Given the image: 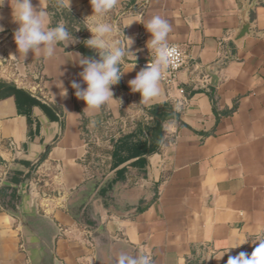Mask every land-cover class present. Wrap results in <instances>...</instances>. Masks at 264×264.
I'll list each match as a JSON object with an SVG mask.
<instances>
[{"label":"crops","instance_id":"0c3cea01","mask_svg":"<svg viewBox=\"0 0 264 264\" xmlns=\"http://www.w3.org/2000/svg\"><path fill=\"white\" fill-rule=\"evenodd\" d=\"M253 1L119 0L110 17L160 14L186 54L178 82H161L143 111L129 81L145 65L113 86L117 100L85 111L71 54L98 59L95 50L74 36L58 58L20 57L10 3L0 8V264H32L26 226L43 241L58 234L62 264H112L122 251L151 264H227L254 251L264 239V0L249 13L252 33L234 41ZM70 10L93 15L90 0ZM124 32L137 57H151L143 24ZM236 237L248 242L231 249Z\"/></svg>","mask_w":264,"mask_h":264},{"label":"clouds","instance_id":"9594fccd","mask_svg":"<svg viewBox=\"0 0 264 264\" xmlns=\"http://www.w3.org/2000/svg\"><path fill=\"white\" fill-rule=\"evenodd\" d=\"M10 3L13 23L19 25L14 31V41L18 52L25 58L29 52L45 59L57 57V50L62 47L64 52L70 44L78 43L69 25L64 20L53 23V16L57 11H69L71 0H38L34 6L32 0H0V8L5 3ZM93 15L85 21L92 20L90 27L91 38L86 40L85 46L95 50L98 59L91 56H83L80 53L71 54L72 62L78 63L82 68L79 73L83 85L76 80L71 81V88L75 91L77 99L87 105L85 111L98 110L109 105L114 99L113 86L118 85L125 73L136 68L135 63L139 50H134L135 39L125 35L124 30L134 22L143 24L151 38L147 41L152 61L142 67L135 78L129 81V87L133 93L141 96L140 110L158 99L161 95V81L165 71L175 67L180 58V50L170 43L174 25L169 19L160 14H154L145 19L141 14L123 12L119 16L110 17L118 5L119 0H90ZM52 9V11L49 10ZM3 17L0 16V20ZM4 27L0 24V32ZM66 53V52H65ZM65 63H62L63 65ZM60 65V66H61ZM132 66L130 71L125 66ZM60 68V67H59ZM57 87L61 89V96H67L68 90L63 82L57 80ZM248 241L236 237L232 240L231 249L242 247ZM224 255L221 256V258ZM220 258V259H221ZM112 264H151L148 256L139 253L133 255L130 252L118 253ZM227 264H264V239L258 240V246L249 254L241 251L238 255L229 256Z\"/></svg>","mask_w":264,"mask_h":264},{"label":"water","instance_id":"95a60500","mask_svg":"<svg viewBox=\"0 0 264 264\" xmlns=\"http://www.w3.org/2000/svg\"><path fill=\"white\" fill-rule=\"evenodd\" d=\"M258 0H254L251 4L249 2L245 3V8L242 13V22L238 32L235 35V42H240L245 37L252 33L253 24L249 19V13L255 8ZM152 61L149 55H141L136 61H127V63H135L136 65H147ZM25 221L22 219V223ZM25 235L27 237V242L30 245H35L29 251L32 264H62L56 257L55 252V241L58 234H54L49 240L43 241L41 238L36 236L27 226L24 228ZM43 243L42 246H39Z\"/></svg>","mask_w":264,"mask_h":264},{"label":"trees","instance_id":"16d2710c","mask_svg":"<svg viewBox=\"0 0 264 264\" xmlns=\"http://www.w3.org/2000/svg\"><path fill=\"white\" fill-rule=\"evenodd\" d=\"M52 3H54V0H51ZM50 11H52L51 8H49ZM57 20H64L67 25L70 27L71 30H79V31H73V35L75 37H80L82 40V44L80 45L81 51L85 53L86 55H94L93 51L85 46V41L87 40V28L86 24L83 21V19L76 14L73 10L69 11H63L59 12L57 11L56 14L53 16V23H55ZM119 85V84H118ZM104 120L107 119V116H103ZM86 125V122H83V127Z\"/></svg>","mask_w":264,"mask_h":264},{"label":"built area","instance_id":"2783aa9c","mask_svg":"<svg viewBox=\"0 0 264 264\" xmlns=\"http://www.w3.org/2000/svg\"><path fill=\"white\" fill-rule=\"evenodd\" d=\"M175 46L178 47L181 55H180L179 61L177 62L176 66L170 67L165 71L164 78L161 82L165 83L166 85H174L178 82L180 71L185 65V59H186L185 52L178 45H175Z\"/></svg>","mask_w":264,"mask_h":264}]
</instances>
